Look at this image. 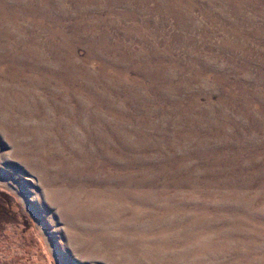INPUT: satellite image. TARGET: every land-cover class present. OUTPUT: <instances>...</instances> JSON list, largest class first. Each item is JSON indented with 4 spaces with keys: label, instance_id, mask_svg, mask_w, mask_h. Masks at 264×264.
Masks as SVG:
<instances>
[{
    "label": "rangeland",
    "instance_id": "374dc122",
    "mask_svg": "<svg viewBox=\"0 0 264 264\" xmlns=\"http://www.w3.org/2000/svg\"><path fill=\"white\" fill-rule=\"evenodd\" d=\"M0 264H264V0H0Z\"/></svg>",
    "mask_w": 264,
    "mask_h": 264
}]
</instances>
